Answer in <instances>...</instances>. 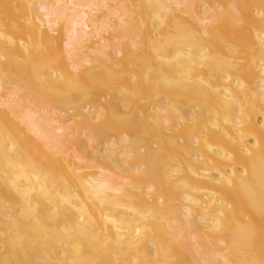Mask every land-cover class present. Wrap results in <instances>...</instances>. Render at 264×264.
Listing matches in <instances>:
<instances>
[{
    "label": "bare ground",
    "instance_id": "obj_1",
    "mask_svg": "<svg viewBox=\"0 0 264 264\" xmlns=\"http://www.w3.org/2000/svg\"><path fill=\"white\" fill-rule=\"evenodd\" d=\"M0 264H264V0H0Z\"/></svg>",
    "mask_w": 264,
    "mask_h": 264
}]
</instances>
